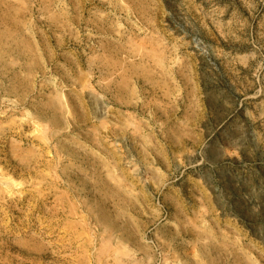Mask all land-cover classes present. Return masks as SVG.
Wrapping results in <instances>:
<instances>
[{"label": "rangeland", "instance_id": "rangeland-1", "mask_svg": "<svg viewBox=\"0 0 264 264\" xmlns=\"http://www.w3.org/2000/svg\"><path fill=\"white\" fill-rule=\"evenodd\" d=\"M0 264H264V0H0Z\"/></svg>", "mask_w": 264, "mask_h": 264}]
</instances>
